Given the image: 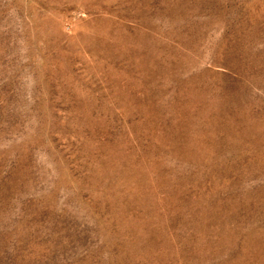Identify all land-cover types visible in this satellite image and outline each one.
Returning a JSON list of instances; mask_svg holds the SVG:
<instances>
[{
  "label": "rangeland",
  "instance_id": "obj_1",
  "mask_svg": "<svg viewBox=\"0 0 264 264\" xmlns=\"http://www.w3.org/2000/svg\"><path fill=\"white\" fill-rule=\"evenodd\" d=\"M0 264H264V0H0Z\"/></svg>",
  "mask_w": 264,
  "mask_h": 264
}]
</instances>
